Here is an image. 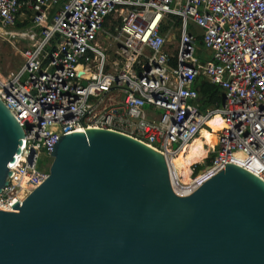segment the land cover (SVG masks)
I'll return each instance as SVG.
<instances>
[{
  "label": "built area",
  "instance_id": "1",
  "mask_svg": "<svg viewBox=\"0 0 264 264\" xmlns=\"http://www.w3.org/2000/svg\"><path fill=\"white\" fill-rule=\"evenodd\" d=\"M0 30L23 45L20 68L0 75V101L23 130L1 208L47 179L39 162L50 166L63 135L120 133L175 171L214 117L222 128L185 186L203 180L195 171L208 159V176L235 165L264 183V0H0ZM199 77L222 91L219 106L202 109Z\"/></svg>",
  "mask_w": 264,
  "mask_h": 264
},
{
  "label": "water",
  "instance_id": "2",
  "mask_svg": "<svg viewBox=\"0 0 264 264\" xmlns=\"http://www.w3.org/2000/svg\"><path fill=\"white\" fill-rule=\"evenodd\" d=\"M0 101V192L23 153ZM48 177L0 207V264H264V183L226 165L192 186L120 133L51 144Z\"/></svg>",
  "mask_w": 264,
  "mask_h": 264
},
{
  "label": "rangeland",
  "instance_id": "3",
  "mask_svg": "<svg viewBox=\"0 0 264 264\" xmlns=\"http://www.w3.org/2000/svg\"><path fill=\"white\" fill-rule=\"evenodd\" d=\"M189 30H192V27H189ZM96 42L97 43H101L102 40H98V38L96 39ZM104 42V41H103ZM105 46L104 48H106L107 46V42H104ZM175 45V44H173ZM171 45L169 46V49L171 50V52L174 51V46ZM22 44L20 45H13V43H10L9 42V38L5 35H3L1 33V30H0V75L2 76H9L13 73H15L21 66L22 64V57L20 56V49H22ZM107 50V49H106ZM202 49L200 48L198 54L196 55L197 57H199L200 59L201 58V55H202ZM105 54H108V52H105ZM192 145H196V143H193ZM41 164V167L43 169H45L46 171H49V163L50 161L47 160V157H41V160L39 162ZM180 164H184V162L182 161ZM178 164V167H182L184 165H180ZM206 163L205 164H202L201 166H199L200 168V171L202 169L205 168ZM173 167L174 169L177 171V177H178V182L181 183V178H180V175H179V170H178V167L177 165H175V162L173 163ZM185 169H186V166H185ZM181 180V181H180ZM186 181H187V178H186ZM186 181H183V182H186Z\"/></svg>",
  "mask_w": 264,
  "mask_h": 264
},
{
  "label": "trees",
  "instance_id": "4",
  "mask_svg": "<svg viewBox=\"0 0 264 264\" xmlns=\"http://www.w3.org/2000/svg\"><path fill=\"white\" fill-rule=\"evenodd\" d=\"M21 27L22 26L20 24L17 25V28H21ZM193 88L197 91L199 104L201 105L202 109H206V108L212 107V106H219L222 103V98H223L222 91L219 89L218 86L210 84L203 77H199L194 81ZM211 127H213V130L216 131V128H214L215 126L211 125ZM212 140L215 141L216 136H212ZM202 143L205 144L206 142L204 141ZM192 146H194V145L190 144L185 149V151L183 152V154L180 158V160L183 161L185 166H186L185 170H183L182 168L179 169V175H180L182 182L186 181V178H187V181L191 179L190 178L191 172L188 171L187 165L190 163V159H189L190 151H189V149ZM197 151H198V148L195 147L194 152H197ZM203 151L205 152V150H203ZM205 163H206V165H209L210 160L209 159L206 160ZM199 171H200V168H199V166H197L195 172L198 173Z\"/></svg>",
  "mask_w": 264,
  "mask_h": 264
},
{
  "label": "bare ground",
  "instance_id": "5",
  "mask_svg": "<svg viewBox=\"0 0 264 264\" xmlns=\"http://www.w3.org/2000/svg\"><path fill=\"white\" fill-rule=\"evenodd\" d=\"M213 125V126H215L214 128H216V131H214L213 130V127H211V125ZM208 126L211 128V131L212 132H209V131H203L202 133H201V137L200 138H197L195 141H193L191 144H193V143H196V145L195 146H192V147H190V149H189V151H190V153H189V159H190V163L187 165V169H188V171L189 172H191L190 171V166L191 165H193V164H195V163H198V162H201L202 161V159L203 158H205V156H206V150H205V152L203 151L205 148H204V145L206 144V145H208V147H212L213 145H214V143H215V141H213L212 140V136H215L214 135V133H217V132H219L220 130H221V128H222V123H221V121H220V118L219 117H214L213 119H211L210 121H209V123H208ZM80 132H82V131H80ZM202 141L204 142H206L205 144H203L202 143ZM203 144V145H202ZM190 145V144H189ZM189 145H187L186 147H184L181 151H180V153H179V156L177 157V159H175L174 161H173V163L175 162V165H177V167H178V164H180L182 161L180 160V158H181V156H182V154H183V152L185 151V149L189 146ZM195 147H197L198 148V151L197 152H194V148ZM168 162H169V160H168ZM181 166L182 165H184V166H182V167H178V170L180 169V168H182L183 170H185V164H180ZM171 167V166H170ZM238 167V166H237ZM171 170H172V172H173V174H174V177H175V179H176V182L179 184V185H182V186H185L187 183H189L190 181H192L191 179L190 180H188L187 182H182L181 180V183H179L178 181H177V171L175 170V171H173V169H172V167H171ZM207 169L206 168H204V169H202L201 171H199L198 173H197V176L198 177H202L203 179L204 178H206L207 176H208V174H206L207 173ZM175 172V173H174ZM196 183H194V184H191L190 186H192V185H195ZM29 192H30V190L28 189V190H22L21 192H20V194H19V197L22 199V198H25L28 194H29Z\"/></svg>",
  "mask_w": 264,
  "mask_h": 264
},
{
  "label": "crops",
  "instance_id": "6",
  "mask_svg": "<svg viewBox=\"0 0 264 264\" xmlns=\"http://www.w3.org/2000/svg\"><path fill=\"white\" fill-rule=\"evenodd\" d=\"M177 39V34L176 33H172L171 35V41L173 42V44H175V41ZM200 48V42H198V49ZM200 50V49H199ZM203 142V141H202ZM205 150V149H204Z\"/></svg>",
  "mask_w": 264,
  "mask_h": 264
}]
</instances>
